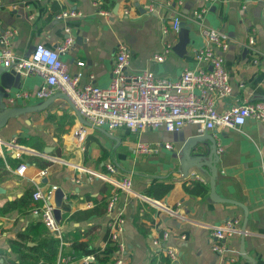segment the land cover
I'll list each match as a JSON object with an SVG mask.
<instances>
[{
  "label": "crops",
  "instance_id": "obj_1",
  "mask_svg": "<svg viewBox=\"0 0 264 264\" xmlns=\"http://www.w3.org/2000/svg\"><path fill=\"white\" fill-rule=\"evenodd\" d=\"M181 1L180 4L178 0H0V39L5 31L15 29L11 48L18 55H29L38 44L57 49L67 37H73L69 49L60 56L73 75L82 73V83L93 82L103 87L111 83L121 41L132 52L128 70L150 69L158 75L178 79L185 68L199 66L194 50L203 46L205 37L203 26L194 20L193 13L206 6L204 24L220 29L230 40L224 56L233 92L220 101L219 108L264 100V0ZM116 5L117 13L114 12ZM67 10H74L77 15L58 17ZM179 10L182 21L186 20L191 26L187 53L179 55L173 49L164 61H157L154 55L163 49V26L170 25ZM250 37L254 38L253 44ZM168 38L174 47L178 34L171 32ZM79 61L84 65L80 66ZM21 81L22 91L36 92L44 78L22 75ZM23 100L27 105H40L46 99L31 95L18 100L15 107H22ZM153 131L159 134L155 139L151 136ZM212 131L217 132L220 153L216 189L222 197L247 205L245 247L255 263L240 253L244 209L234 203L211 199L210 191L207 196H198L184 189L183 183L187 177H194L192 173L210 188L207 173L193 168L184 176L177 156L182 140L198 134L195 124H187L176 132L157 128L140 133L126 127L109 130L84 126L69 101L56 97L42 109L10 118L0 129L3 141L0 159L4 161V166L0 167V186L6 189V193L0 192V207L23 195L29 187L57 185L65 192L59 221L64 243L59 245L57 260L63 250L70 249L71 240L75 238L94 247H104L111 216L106 204L111 192L103 191L110 182L100 173L109 174L107 165L112 162L117 167L113 176L133 179L132 193L121 191L119 201L127 218L123 235L127 243L124 264H153V257H156L154 264H221L222 257L212 248L211 225L235 218L239 219V231L229 238V245L231 253L238 255L237 264H264V122L249 118L240 128ZM17 137L33 140L42 149L24 141L17 142L18 151L9 148L6 143L16 141ZM139 139L170 142L173 148L160 146L152 154H137L135 145ZM46 147H51L49 153L45 152ZM72 147L74 152L66 155ZM8 156L21 162L14 165L15 161H10ZM43 160L51 163L43 168L40 166ZM21 163L27 165L23 174L17 171ZM43 170H46L44 175ZM159 178L175 180L174 188L162 200L146 194L149 184ZM33 203L35 207L40 204L39 201ZM170 207L179 211L171 212ZM40 221L41 215L35 211L24 215L0 214V248L8 250L6 260L0 258V264H11L17 257L9 247V239L16 238L18 231L29 224ZM164 231H170L167 246L178 255L171 263L163 260L166 256L156 254L160 247L155 240ZM114 257L112 255L109 264ZM66 264L83 262L76 258Z\"/></svg>",
  "mask_w": 264,
  "mask_h": 264
},
{
  "label": "built area",
  "instance_id": "obj_2",
  "mask_svg": "<svg viewBox=\"0 0 264 264\" xmlns=\"http://www.w3.org/2000/svg\"><path fill=\"white\" fill-rule=\"evenodd\" d=\"M181 4V0H178ZM153 10V9H151ZM207 7L196 9L193 13L195 21L202 24L205 37L203 46L194 50L199 66L185 68L178 79L156 74L150 69L139 72L128 70L132 56L130 47L125 42H119L116 58L112 67V81L107 86H99L93 82L82 83V73L73 75L66 62L60 56L69 49L74 38L69 36L57 49L38 44L29 55H18L10 44L16 34L15 29H8L2 35L0 42V65L16 68L22 75H40L43 84L36 92L18 89L11 100H20L31 95L47 99L56 92L65 93L71 100L74 109L91 124V127H105L114 130L126 127L134 133L147 129L164 128L166 131H180L187 124H195L198 133H206L217 128H240L249 118L264 122V100L234 103L220 109L221 100L233 92L230 74L225 64V51L229 48V37L220 29L207 26L203 22ZM76 11H62L59 18L76 16ZM181 12L177 13L170 25L163 26V49L154 55L157 61H164L173 51V43L169 34H178L181 25ZM250 43L254 38L250 37ZM80 66L84 65L79 61ZM93 78V75L90 76ZM243 86L244 83L242 82ZM3 141L0 139V149ZM6 145L18 151L19 144L15 140ZM160 146L173 148L172 143H152L139 139L135 152L149 155L157 152ZM0 153H3L0 150ZM27 165L21 163L17 171L21 174ZM109 174L100 173L112 185L107 202V210L111 213L108 221L109 241L115 246L114 261L111 264H124L127 243L123 235L127 227V218L119 206L121 191L132 193L133 179L131 176L117 178L115 163H108ZM46 174V170L42 171ZM111 174V175H110ZM192 176H198L192 173ZM57 185L44 187L37 185L33 191V199L40 204L33 211L41 215L48 229L59 238L62 246L63 235L60 222L55 216L54 196ZM150 199V198H149ZM181 205V204H179ZM171 212L179 209L169 208ZM239 219H227L220 224L211 225L212 248L221 257V264H237L238 255L231 253L229 238L237 233ZM170 231H164L155 243L160 247L156 254L166 256L169 263L178 258L177 251L167 246ZM75 255L61 256L54 264H66L76 259ZM83 264L96 261L94 254L81 257Z\"/></svg>",
  "mask_w": 264,
  "mask_h": 264
},
{
  "label": "trees",
  "instance_id": "obj_3",
  "mask_svg": "<svg viewBox=\"0 0 264 264\" xmlns=\"http://www.w3.org/2000/svg\"><path fill=\"white\" fill-rule=\"evenodd\" d=\"M104 3V2H103ZM102 3V6H103ZM73 120H70V122ZM21 137H17L16 142H23ZM24 141L23 143L32 145L38 149H42L41 145L35 144L33 140ZM10 161L14 162V165H18L21 160L13 159L8 156ZM51 162L43 160L40 166L43 168L48 166ZM4 166V161L0 159V167ZM175 186L174 179L159 178L152 181L147 188V196L162 200ZM184 189L191 195L207 196L209 194V186L199 178L187 177L183 183ZM111 183L106 184L105 192L108 194L111 192ZM35 187H29L25 190L24 194L20 197L8 201L3 207H0V214L14 215V214H27L34 210L35 204L33 199V191ZM39 203L37 204V206ZM107 205V204H106ZM89 211L88 213H91ZM44 227V228H43ZM106 246H91L89 242L80 238L71 240L70 249L68 251H62V256L75 255L77 258H81L85 255L94 254L96 261L90 264H109L115 248L109 241V234L105 236ZM60 240L53 232H51L43 221L35 224L31 223L28 227L18 231L16 238L9 239V247L17 257L11 261V264H53L57 260L59 254ZM6 254L8 250L6 248H0V258L6 260ZM164 258L163 260H167ZM153 264L156 261V257H153ZM169 261V259H168Z\"/></svg>",
  "mask_w": 264,
  "mask_h": 264
},
{
  "label": "water",
  "instance_id": "obj_4",
  "mask_svg": "<svg viewBox=\"0 0 264 264\" xmlns=\"http://www.w3.org/2000/svg\"><path fill=\"white\" fill-rule=\"evenodd\" d=\"M117 6L114 12L117 13ZM191 26L186 20L181 21L180 30L178 32V42L174 45L173 49L179 55L187 53V46L191 41L190 38ZM22 74L14 67H7L0 65V129L4 127L10 118L18 117L29 111H35L46 107L49 102L56 97H64L73 106L70 98L63 92H58L47 98L40 105H27V101L23 100L22 107L16 108L18 100H11L14 97L16 89L22 88ZM74 108V106H73ZM79 122L84 126H91L82 115L76 111ZM95 127V126H94ZM102 128V127H99ZM216 131H209L206 133H198L182 140V146L177 153L179 158L180 168L184 176H188L191 169L207 173L210 178V197L215 201L230 202L241 206L244 209L245 219L241 233V256L249 259L255 263L254 258L246 252L245 247V234L246 222L249 215L247 205L232 198H226L219 195L216 189V181L218 178L220 161L219 153V139L216 136ZM51 147H46L45 152L49 153ZM0 192L6 193V189L0 186ZM65 197V192L62 187H58L55 191V216L58 221L62 218V203Z\"/></svg>",
  "mask_w": 264,
  "mask_h": 264
},
{
  "label": "rangeland",
  "instance_id": "obj_5",
  "mask_svg": "<svg viewBox=\"0 0 264 264\" xmlns=\"http://www.w3.org/2000/svg\"><path fill=\"white\" fill-rule=\"evenodd\" d=\"M102 128H104V127H102ZM102 130H104V129H102ZM107 133H108V132H107ZM166 133H167V132H165V134H166ZM141 135H142V134H141ZM151 136H152L153 139H155L156 137L159 136V134H158L157 131H153L152 134H151ZM72 152H74V147H72L71 150H68L67 152H65V154H66V155H69V154H72Z\"/></svg>",
  "mask_w": 264,
  "mask_h": 264
}]
</instances>
